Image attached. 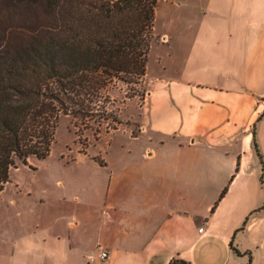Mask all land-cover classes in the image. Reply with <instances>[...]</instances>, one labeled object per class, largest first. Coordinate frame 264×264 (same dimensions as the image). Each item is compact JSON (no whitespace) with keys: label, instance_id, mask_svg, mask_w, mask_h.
Wrapping results in <instances>:
<instances>
[{"label":"crops","instance_id":"0c3cea01","mask_svg":"<svg viewBox=\"0 0 264 264\" xmlns=\"http://www.w3.org/2000/svg\"><path fill=\"white\" fill-rule=\"evenodd\" d=\"M180 8L183 25L153 30L184 50L180 77L146 74L128 159L4 186L0 264H87L98 245L108 264H264V0Z\"/></svg>","mask_w":264,"mask_h":264},{"label":"trees","instance_id":"16d2710c","mask_svg":"<svg viewBox=\"0 0 264 264\" xmlns=\"http://www.w3.org/2000/svg\"><path fill=\"white\" fill-rule=\"evenodd\" d=\"M158 1L0 0V194L51 153L60 112L89 116L112 77L144 83Z\"/></svg>","mask_w":264,"mask_h":264},{"label":"rangeland","instance_id":"374dc122","mask_svg":"<svg viewBox=\"0 0 264 264\" xmlns=\"http://www.w3.org/2000/svg\"><path fill=\"white\" fill-rule=\"evenodd\" d=\"M180 4L181 0H159V13L156 9L154 29H177L183 25L181 14L184 13ZM164 7L169 8L172 13L164 14ZM159 40L153 35L147 57V76L179 78L184 50L174 44V48L179 47L174 51L172 44L163 45ZM130 79L131 77H127L122 81L117 77L110 78L87 117L60 112L51 153L46 157L32 155L27 163L17 161L11 167L9 180L5 184V188H8L6 195L14 193L16 187L36 192L49 187L53 179L65 178L78 169L90 171L92 165L89 159L88 164H83L81 168L72 163L92 152L98 154V158L111 157L113 167L120 166L127 160L129 149L135 146L130 134L132 129L136 132L135 107L141 105L146 94L143 84H135ZM121 128H125L126 133L123 130L116 133ZM108 141H113L111 146L107 145ZM121 156H126V159Z\"/></svg>","mask_w":264,"mask_h":264},{"label":"built area","instance_id":"2783aa9c","mask_svg":"<svg viewBox=\"0 0 264 264\" xmlns=\"http://www.w3.org/2000/svg\"><path fill=\"white\" fill-rule=\"evenodd\" d=\"M108 260L109 250L104 245H98L97 249L87 256V264H108Z\"/></svg>","mask_w":264,"mask_h":264}]
</instances>
